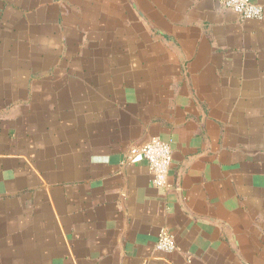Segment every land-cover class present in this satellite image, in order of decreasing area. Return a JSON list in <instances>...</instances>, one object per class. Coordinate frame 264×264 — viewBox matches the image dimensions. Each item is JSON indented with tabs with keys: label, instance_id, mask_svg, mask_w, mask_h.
I'll use <instances>...</instances> for the list:
<instances>
[{
	"label": "crops",
	"instance_id": "0c3cea01",
	"mask_svg": "<svg viewBox=\"0 0 264 264\" xmlns=\"http://www.w3.org/2000/svg\"><path fill=\"white\" fill-rule=\"evenodd\" d=\"M0 264H264V14L0 0Z\"/></svg>",
	"mask_w": 264,
	"mask_h": 264
},
{
	"label": "built area",
	"instance_id": "2783aa9c",
	"mask_svg": "<svg viewBox=\"0 0 264 264\" xmlns=\"http://www.w3.org/2000/svg\"><path fill=\"white\" fill-rule=\"evenodd\" d=\"M223 5L242 20L263 19V7L250 0H223ZM128 161H145L152 175L153 187L165 189L168 186V174L172 164V143L152 138L143 146L132 147L129 150ZM155 246L157 251L165 254H171L176 250L174 238L165 228L159 230Z\"/></svg>",
	"mask_w": 264,
	"mask_h": 264
}]
</instances>
